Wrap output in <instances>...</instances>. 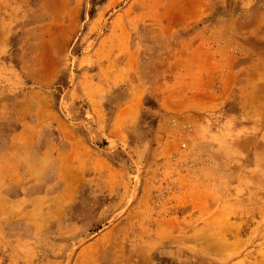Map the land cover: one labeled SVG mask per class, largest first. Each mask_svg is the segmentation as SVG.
Instances as JSON below:
<instances>
[{
	"label": "rangeland",
	"instance_id": "rangeland-1",
	"mask_svg": "<svg viewBox=\"0 0 264 264\" xmlns=\"http://www.w3.org/2000/svg\"><path fill=\"white\" fill-rule=\"evenodd\" d=\"M0 264H264V0H0Z\"/></svg>",
	"mask_w": 264,
	"mask_h": 264
},
{
	"label": "crops",
	"instance_id": "crops-1",
	"mask_svg": "<svg viewBox=\"0 0 264 264\" xmlns=\"http://www.w3.org/2000/svg\"><path fill=\"white\" fill-rule=\"evenodd\" d=\"M58 133H59V139L61 142L65 141V142H67L68 145L71 144V149H68L69 151L68 152L66 151V154H65V159H67L66 161L69 162L70 161L69 158H75V155L72 156V154L74 152V148L72 146L79 144V142L77 141L76 136L73 137L72 135H70V133H72L71 130L66 131V130H62L60 128ZM73 179L75 180V182H77V180H78L76 177H73Z\"/></svg>",
	"mask_w": 264,
	"mask_h": 264
},
{
	"label": "bare ground",
	"instance_id": "bare-ground-1",
	"mask_svg": "<svg viewBox=\"0 0 264 264\" xmlns=\"http://www.w3.org/2000/svg\"><path fill=\"white\" fill-rule=\"evenodd\" d=\"M258 180H261V179H258ZM263 180V179H262ZM262 263V262H261Z\"/></svg>",
	"mask_w": 264,
	"mask_h": 264
}]
</instances>
